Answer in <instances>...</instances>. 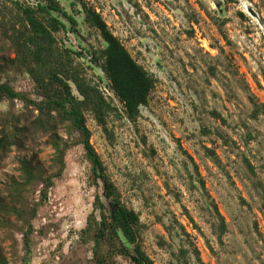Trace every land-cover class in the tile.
Wrapping results in <instances>:
<instances>
[{"label": "rangeland", "instance_id": "374dc122", "mask_svg": "<svg viewBox=\"0 0 264 264\" xmlns=\"http://www.w3.org/2000/svg\"><path fill=\"white\" fill-rule=\"evenodd\" d=\"M58 1L68 12L77 9L73 0ZM84 1L157 79L135 121L109 117L111 138L86 114L91 144L123 203L139 215L144 252L154 264H198L194 247L209 264H264V0ZM75 17L77 32L68 27L58 32V43L82 53L77 60L88 78L122 112L108 80L90 60L102 40L84 14ZM13 85L22 91L31 87L25 77ZM256 106L261 112L253 118ZM11 107L20 109L21 103L1 106ZM40 148L35 160L47 166L52 150ZM33 152L29 147L8 154L0 169V195L18 175L17 158ZM89 174L82 148L73 147L32 221L31 264H93L89 247L78 240L99 191ZM211 201L225 220L221 240L214 233ZM3 233L0 229V237ZM14 236L15 258L11 240L1 247L11 264H21L23 239L20 232ZM180 249L187 251L185 261L176 256Z\"/></svg>", "mask_w": 264, "mask_h": 264}, {"label": "trees", "instance_id": "16d2710c", "mask_svg": "<svg viewBox=\"0 0 264 264\" xmlns=\"http://www.w3.org/2000/svg\"><path fill=\"white\" fill-rule=\"evenodd\" d=\"M70 4L77 7L73 8L74 13L64 9L58 0H36L31 4L25 0H0V169L12 151L29 147L34 150L28 158H17L18 175L9 178L0 195V229L4 230L0 237V264H11L1 247L6 240L12 242L10 256L15 258L17 254L14 231L20 232L23 239L21 264H31L32 221L61 178L67 152L76 146L82 148L90 164L91 185L99 190L78 233L79 243L89 247L93 264H119V259L129 264H154L139 239L142 224L138 213L123 203L90 142L86 114L111 138L109 117L135 121L140 108L148 104L157 79L132 57L100 13L84 0H73ZM78 12L84 14V22L102 40V46L93 50L90 60L108 80V88L121 103L122 112L88 78L85 67L77 60L82 53L58 43V32L67 27L69 32H77ZM24 77L30 81V90L15 89L13 84ZM7 102L13 105L19 102L21 107L3 110L1 106ZM259 112L261 109L256 106L253 118ZM42 145L52 150L47 166L35 160ZM205 150L214 163H219L212 150ZM248 167L252 172L249 164ZM195 172L199 174L196 166ZM200 183L204 188L203 182ZM210 204L216 218L214 233L221 240L226 231L225 220L216 204L213 201ZM186 252L180 249L177 258L185 261ZM192 253L198 264H209L201 260L195 247Z\"/></svg>", "mask_w": 264, "mask_h": 264}]
</instances>
